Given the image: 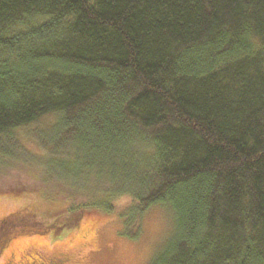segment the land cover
Segmentation results:
<instances>
[{"label":"trees","instance_id":"trees-1","mask_svg":"<svg viewBox=\"0 0 264 264\" xmlns=\"http://www.w3.org/2000/svg\"><path fill=\"white\" fill-rule=\"evenodd\" d=\"M49 118L36 176L73 201L46 232L92 205L138 238L157 204L146 264H264V0H0V163Z\"/></svg>","mask_w":264,"mask_h":264},{"label":"rangeland","instance_id":"rangeland-1","mask_svg":"<svg viewBox=\"0 0 264 264\" xmlns=\"http://www.w3.org/2000/svg\"><path fill=\"white\" fill-rule=\"evenodd\" d=\"M51 119L17 131L21 152L27 156L26 165L17 159L0 163V264H41L40 260L46 263L56 257L63 259L60 264H146L173 231V213L166 207H150L143 216L138 238L124 234V222L117 214L92 205L82 212L80 219L68 215L61 220L64 227L44 230L45 223L53 221L50 217L73 201L70 195L57 193L52 187L44 189L42 176H36V160L44 149L33 130ZM10 147L7 144L4 149L11 152ZM87 177L94 190L95 185H108L105 177ZM91 200L89 196H77L73 203L91 204ZM21 226L26 229L18 230Z\"/></svg>","mask_w":264,"mask_h":264},{"label":"flooded vegetation","instance_id":"flooded-vegetation-1","mask_svg":"<svg viewBox=\"0 0 264 264\" xmlns=\"http://www.w3.org/2000/svg\"><path fill=\"white\" fill-rule=\"evenodd\" d=\"M61 262H63V259H61L60 257H56L55 259H51V260H49V262H46V263L44 261L40 260L41 264H48V263L49 264H60ZM30 263L31 264H37L36 261H33V262L31 261Z\"/></svg>","mask_w":264,"mask_h":264}]
</instances>
